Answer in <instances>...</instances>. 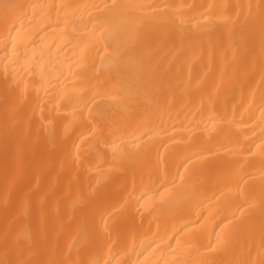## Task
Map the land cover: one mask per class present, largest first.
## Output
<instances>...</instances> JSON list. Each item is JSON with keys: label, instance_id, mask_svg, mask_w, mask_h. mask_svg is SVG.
<instances>
[{"label": "bare ground", "instance_id": "bare-ground-1", "mask_svg": "<svg viewBox=\"0 0 264 264\" xmlns=\"http://www.w3.org/2000/svg\"><path fill=\"white\" fill-rule=\"evenodd\" d=\"M0 264H264V0H0Z\"/></svg>", "mask_w": 264, "mask_h": 264}]
</instances>
